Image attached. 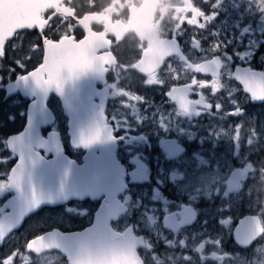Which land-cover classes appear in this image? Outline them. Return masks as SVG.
Instances as JSON below:
<instances>
[{
    "label": "flooded vegetation",
    "instance_id": "flooded-vegetation-1",
    "mask_svg": "<svg viewBox=\"0 0 264 264\" xmlns=\"http://www.w3.org/2000/svg\"><path fill=\"white\" fill-rule=\"evenodd\" d=\"M176 1L179 2L59 0L52 8H43L37 23L15 31L0 47V185H3L0 220L10 212L9 203L16 196L14 184L19 178L16 168L23 159L29 164L40 157V161L52 165L67 158L83 164L87 150L70 145L62 98L67 106L69 103L75 106L78 98L75 90L85 89V82L93 91L92 102L106 116L115 143V157L124 170V192L116 200L124 212L114 216L113 203L102 191L94 198L63 204H49L54 203L52 199L4 239L0 257L8 253L7 264H18L20 260L14 255L21 252L31 257L30 264H40L39 260L45 257L44 264H69L68 257L56 250L36 255L27 250L26 244L51 230L68 234L93 225L97 233L98 214L104 220L106 232L125 236L120 244L133 248L122 251V264H264L262 161L258 166L233 161L219 188L208 190L205 203L192 202V148L195 147L192 118L197 124L204 117L208 120L206 112L214 110L216 102L207 90L198 87L196 78H216L223 73L226 63L220 55H214L205 60L219 58L220 69L215 77L209 71H196L201 61L192 60V32L186 23H183L185 30L179 31L175 22L177 8L179 15L181 8L192 15V5L177 6ZM137 29L151 35L152 43L156 41L162 48L169 46L175 52L165 51L168 56L154 70H138L149 41L138 36ZM61 42L73 46L81 43V48L84 45L93 58L92 63L83 67L82 79L79 67L73 62L67 71L59 62L62 69L51 65L46 69V52ZM230 55L228 68L233 79L243 68L264 71V63L256 56L243 55L234 60ZM34 74L37 77L29 78ZM153 77L157 80H152L149 86L148 80ZM173 87H179L176 99L181 106L168 96ZM238 87L248 99L243 107L246 112L264 105L252 103L242 87ZM36 93L39 97L34 96ZM119 105L130 112L129 116L139 110L145 117H118ZM154 105L159 108L156 117L152 116ZM160 106L172 115H179L168 121V126L176 127L175 131L161 122L168 116H160ZM36 108L48 115L40 118L34 115L36 123L30 126ZM242 119L248 125L253 124L244 117H234L233 123L244 124ZM28 131L30 134H26ZM168 140L173 149L178 148L175 156H168L165 150ZM216 150L220 156L224 154L223 149ZM237 153L232 151V156ZM241 154L254 161L264 158L263 150L241 151ZM98 167L106 170L100 162ZM173 167L179 173L175 181L169 179ZM161 171L167 176L161 175ZM231 177L236 181L229 182ZM137 204L139 208L135 207ZM69 207H79L81 212L69 214ZM37 218L45 219L44 225H35L38 232L21 236ZM113 240L106 243L113 246L117 242ZM116 260L119 262L118 257ZM105 261L106 256H99L93 264H105ZM0 264H6V259L0 260Z\"/></svg>",
    "mask_w": 264,
    "mask_h": 264
},
{
    "label": "water",
    "instance_id": "water-1",
    "mask_svg": "<svg viewBox=\"0 0 264 264\" xmlns=\"http://www.w3.org/2000/svg\"><path fill=\"white\" fill-rule=\"evenodd\" d=\"M56 2L59 0H0V47L15 31L37 23L40 11L44 7L55 6ZM136 32H138V36L149 41V48L138 63V70H154L168 56L169 53L165 51L175 52L169 46L162 48L158 42L152 43V37L147 32L139 33V29ZM88 54L84 45L81 48V43L73 46L69 42H61L59 45L51 46L50 51L46 52V61H48L46 69L50 65L59 68L62 65L63 70L67 71L70 63L73 62L76 67H79L82 79L83 67L93 62V58ZM217 61V58L203 61L197 64L196 71H209L211 75L216 76L220 69V62ZM85 72L84 78H86ZM35 77L37 76L34 74L29 78ZM235 78L244 92L249 94L253 103L264 102L263 71L244 68L240 74L235 73ZM85 83V89L79 90L77 87L75 90L78 95L75 106H70V103L67 106L62 98L63 110L68 119L70 145L74 149L84 148L87 150L82 159L83 164L78 165L67 158L64 160L61 158L58 162L60 164L53 162L52 165L37 159L35 164H27L23 159L16 168L19 186H14L16 196L9 203L10 212L0 220V246L11 232L21 227L30 214L37 212L52 199H54V203L49 204H63L73 199L94 198L102 191L113 203L114 216L121 213V206L117 205L116 197L124 188L123 168L116 160L115 143L111 139L110 129L104 125V117L101 111L97 110L95 103L92 102L93 91L88 88L87 82ZM79 85L82 87L81 82ZM178 89L179 87H173L168 96L181 106L176 99ZM34 96L39 97V93L34 94ZM193 107L194 104L192 103ZM34 115L40 118L48 114L39 108L33 109L30 126L36 123ZM26 134H30V131ZM165 143L168 144L165 148L168 156H175L178 148L173 149L169 140ZM97 151H99V155H96ZM23 158H25L24 155ZM99 162L106 166V170L98 167ZM232 177L229 182L236 181ZM107 188L110 189L106 192L105 189ZM101 219V215L98 214L97 233L95 231L96 226L93 225L84 231L68 234L51 230L29 240L26 248L36 255L56 250L68 257L69 264H93L95 258L99 256H106L105 264H122V251H129L133 248L127 244H120L125 236H111L106 232L104 220ZM111 238L117 241L112 243L113 246L109 242L106 243ZM115 256L116 259L118 257L119 262Z\"/></svg>",
    "mask_w": 264,
    "mask_h": 264
},
{
    "label": "rangeland",
    "instance_id": "rangeland-1",
    "mask_svg": "<svg viewBox=\"0 0 264 264\" xmlns=\"http://www.w3.org/2000/svg\"><path fill=\"white\" fill-rule=\"evenodd\" d=\"M188 4L192 5V15L191 11L184 8L180 9L179 15L177 8L175 22L178 23L179 31L185 30L183 23H186L192 32V60L199 62L220 55L226 63L219 77L196 78L198 87L207 90L216 98L215 109L206 112L208 120L204 117L197 124L192 118V143L195 147L192 148V187L190 188L192 202L203 205L208 190L219 188V183L225 181L228 170L234 165L233 161L248 166H258L262 161L261 171L264 172V158L254 161L241 154V151H264V105L247 112L243 109L248 99L241 93L232 78L231 69L228 68L229 54L234 60H238L243 55L256 56L258 61L264 63V0L176 1L177 6ZM187 20L189 21L186 22ZM152 80L156 81L157 77L156 80L154 77L149 78V86H152ZM136 99L140 101V97ZM158 109V106H153L152 116L156 117ZM117 112L118 117H145L139 110L129 116L130 112L122 105L118 106ZM160 116H168L162 118L161 122L175 131L176 127L168 126V121L172 118L176 119L179 115L177 113L172 115L171 111L161 108ZM234 117L251 119L253 124L248 125L244 119H242L245 121L244 124H234ZM156 126L154 125L153 128ZM216 149H223L224 154L220 156V151ZM234 150L238 153L232 156ZM161 175L167 176L165 171H161ZM177 176L179 177L177 168L170 169L169 179L175 181ZM135 207L139 208L140 204ZM67 211L69 214H76L81 212V208L69 207ZM36 220L37 222L28 224L29 229L21 236H31L38 232L35 225H44L45 219ZM56 221L62 222V219L56 218ZM5 257L7 264L10 262L8 253H5ZM14 258L20 260L18 264H30L31 257L25 252L16 253ZM46 261V257L39 260L40 264Z\"/></svg>",
    "mask_w": 264,
    "mask_h": 264
},
{
    "label": "snow or ice",
    "instance_id": "snow-or-ice-1",
    "mask_svg": "<svg viewBox=\"0 0 264 264\" xmlns=\"http://www.w3.org/2000/svg\"><path fill=\"white\" fill-rule=\"evenodd\" d=\"M33 30H35V31H39L38 29H31V31H33ZM17 67H19V66H17ZM43 143V142H42ZM40 159V157H37V160H39ZM36 160V161H37ZM36 161H32V164H35V162ZM14 186H19V178H17V180H16V182H15V184H14ZM3 187V185H0V188H2ZM3 259H6V257H0V260H3Z\"/></svg>",
    "mask_w": 264,
    "mask_h": 264
}]
</instances>
